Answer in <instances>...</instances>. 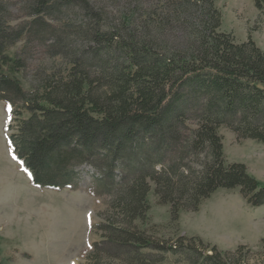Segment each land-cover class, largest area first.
I'll return each mask as SVG.
<instances>
[{
  "label": "trees",
  "instance_id": "trees-1",
  "mask_svg": "<svg viewBox=\"0 0 264 264\" xmlns=\"http://www.w3.org/2000/svg\"><path fill=\"white\" fill-rule=\"evenodd\" d=\"M124 1L115 14L92 0H24L27 20L12 25L10 4L0 0V100L16 121L9 151L39 188L74 189L76 169H94L93 187L110 201L92 264L101 256L166 264L167 255L182 264H242L244 246L169 243L136 222L150 210L151 184L172 223L218 189H239L249 206L264 207V183L225 162L218 134L226 127L238 142L264 143V51L220 31L216 0ZM254 6L264 11V0ZM38 46L61 63L34 68L25 91L17 74Z\"/></svg>",
  "mask_w": 264,
  "mask_h": 264
},
{
  "label": "rangeland",
  "instance_id": "rangeland-1",
  "mask_svg": "<svg viewBox=\"0 0 264 264\" xmlns=\"http://www.w3.org/2000/svg\"><path fill=\"white\" fill-rule=\"evenodd\" d=\"M7 1L12 25L26 21L24 0ZM92 1L115 14L128 7L124 0ZM141 1L149 6L155 0ZM215 6L222 16L221 32L232 34L237 43L250 37L264 51V11L255 8L254 0H216ZM23 46L24 40L7 54L13 57ZM43 49L38 46L27 52V69L17 74L25 91L30 89L26 82L32 80L34 68L61 63L60 59H48ZM7 108L6 102L0 100V263L92 264L96 260L91 258L92 245L102 241L96 225L109 209L110 197L93 187L96 172L90 166L76 169L74 189L54 191L31 185L7 145V136L16 131L14 115ZM218 134L225 162L245 165L250 176L264 183V143L246 140L239 145L244 140L238 142L234 132L226 127H220ZM147 200L150 210L146 220L137 221L136 225L161 241L175 243L180 237L198 238L221 252L244 246L242 264H256L264 257V207L249 206L239 189H218L201 202L196 212L180 211L175 223L171 222L169 206L158 204L152 184ZM98 260L100 264H119L106 256ZM166 261L182 264L181 258L172 255H167Z\"/></svg>",
  "mask_w": 264,
  "mask_h": 264
},
{
  "label": "crops",
  "instance_id": "crops-1",
  "mask_svg": "<svg viewBox=\"0 0 264 264\" xmlns=\"http://www.w3.org/2000/svg\"><path fill=\"white\" fill-rule=\"evenodd\" d=\"M245 141H246V140L242 141L241 143H239V145H242V144H244V143H245ZM234 143L238 144L236 141H235Z\"/></svg>",
  "mask_w": 264,
  "mask_h": 264
},
{
  "label": "snow or ice",
  "instance_id": "snow-or-ice-1",
  "mask_svg": "<svg viewBox=\"0 0 264 264\" xmlns=\"http://www.w3.org/2000/svg\"><path fill=\"white\" fill-rule=\"evenodd\" d=\"M6 110L10 112V111H11V108H10V106H9V107H8Z\"/></svg>",
  "mask_w": 264,
  "mask_h": 264
}]
</instances>
